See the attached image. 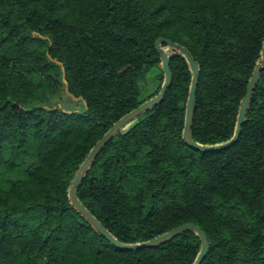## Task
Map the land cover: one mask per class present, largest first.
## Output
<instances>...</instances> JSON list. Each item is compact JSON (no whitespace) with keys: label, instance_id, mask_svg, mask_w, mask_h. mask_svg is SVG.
Returning <instances> with one entry per match:
<instances>
[{"label":"trees","instance_id":"trees-1","mask_svg":"<svg viewBox=\"0 0 264 264\" xmlns=\"http://www.w3.org/2000/svg\"><path fill=\"white\" fill-rule=\"evenodd\" d=\"M159 37L199 66L192 139L230 140L261 59L264 0H0V264L195 262L193 229L123 250L69 196L95 143L159 93ZM161 48L163 100L100 149L77 198L121 243L194 223L209 242L201 264H264V67L238 140L201 152L183 139L192 70Z\"/></svg>","mask_w":264,"mask_h":264},{"label":"water","instance_id":"water-1","mask_svg":"<svg viewBox=\"0 0 264 264\" xmlns=\"http://www.w3.org/2000/svg\"><path fill=\"white\" fill-rule=\"evenodd\" d=\"M166 42L171 47L172 53H181L185 59L187 60L191 70H192V79H191V85L189 89V95L187 99V106H186V114H185V123H184V130H183V139L184 142L191 148L199 150L201 152H208V151H218L225 148L230 147L233 145L239 138L241 134V127L245 120L246 111L249 99L251 97L252 91L255 87L256 81L258 79L259 73L261 69L264 67V42H263V48L261 52V59L260 62L256 65L254 68L251 77L249 79L246 91L244 96L241 99L240 106H239V112H238V118H237V124L235 132L230 140L227 142L212 145V146H206V145H200L196 143L192 137H191V124H192V118H193V112H194V102H195V94H196V88L198 84L199 79V66L198 64L192 59V57L189 55L188 51L185 47L171 41L170 39L159 37L155 42V49L158 52L160 58H161V64L162 69L165 73L164 81L162 84V87L157 95L154 97L144 101L141 103L138 107L131 110L127 114H125L123 117H121L118 121H116L109 129L108 131L102 136L100 140H98L95 145L92 147V149L89 151L88 155L86 156L84 162L80 166L73 184L70 188L69 196L73 203V205L88 219V221L107 239H109L113 244H115L118 248L123 250H137L141 248H147V247H155L158 246L169 239L175 237L177 234H179L181 231L186 229H193L198 233V235L201 238L202 246L200 249V252L193 264H201L202 260L207 254L209 242L205 235V233L200 229V227L194 223H184L181 224L151 240L144 241V242H138V243H131V244H125L117 241L115 238L112 237V235L100 224V222L81 204V202L78 200L76 191L79 185L81 184L83 178L85 177L88 168L90 167L92 161L95 159L96 155L100 151V149L112 138V136L121 128L123 127L127 122H129L131 119H133L135 116L140 114L141 112L145 111L146 109L154 106L155 104L161 102L165 96V93L167 89L169 88L172 80V73L169 69V57L170 54L168 52H165L161 48V43Z\"/></svg>","mask_w":264,"mask_h":264},{"label":"rangeland","instance_id":"rangeland-1","mask_svg":"<svg viewBox=\"0 0 264 264\" xmlns=\"http://www.w3.org/2000/svg\"><path fill=\"white\" fill-rule=\"evenodd\" d=\"M170 50L168 49L167 50V52H169ZM172 52V51H171ZM170 53V52H169ZM152 75H153V70L151 69V71H149L148 73H147V78L149 79V80H151V78H152Z\"/></svg>","mask_w":264,"mask_h":264}]
</instances>
